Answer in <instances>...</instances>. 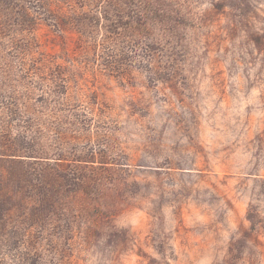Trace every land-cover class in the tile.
I'll return each instance as SVG.
<instances>
[{
    "label": "rangeland",
    "instance_id": "obj_1",
    "mask_svg": "<svg viewBox=\"0 0 264 264\" xmlns=\"http://www.w3.org/2000/svg\"><path fill=\"white\" fill-rule=\"evenodd\" d=\"M0 264H264V0H0Z\"/></svg>",
    "mask_w": 264,
    "mask_h": 264
}]
</instances>
